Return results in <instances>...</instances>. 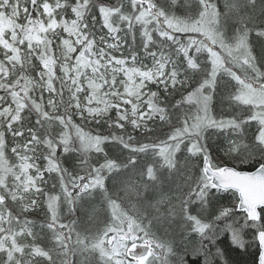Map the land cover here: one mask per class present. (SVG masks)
Here are the masks:
<instances>
[{"label": "snow or ice", "instance_id": "1", "mask_svg": "<svg viewBox=\"0 0 264 264\" xmlns=\"http://www.w3.org/2000/svg\"><path fill=\"white\" fill-rule=\"evenodd\" d=\"M256 8L257 0H0V264H74L77 253L80 264L93 254L98 264H169L172 246L153 237L135 206L124 210L106 180L148 154L153 163L142 177L156 182L159 169L177 175L187 170L181 153L201 166L177 186L170 214L199 238L197 264H218L224 237L240 248L246 237L254 241L253 264H264V0L260 18L249 12ZM221 81L234 89L229 100L239 113H212ZM185 105L195 111L177 115ZM157 121L169 128L165 139L150 135ZM209 131L228 136L238 163H213ZM108 144L127 150L126 160L109 158ZM72 154L70 171L62 159ZM93 154L103 162L93 164ZM97 192L109 213L103 229L81 236L75 221L61 222L62 205L74 213ZM217 193L230 194L229 203ZM42 206L39 226L54 250L36 243L28 219Z\"/></svg>", "mask_w": 264, "mask_h": 264}, {"label": "trees", "instance_id": "2", "mask_svg": "<svg viewBox=\"0 0 264 264\" xmlns=\"http://www.w3.org/2000/svg\"><path fill=\"white\" fill-rule=\"evenodd\" d=\"M260 3L261 0H257L255 13H251V10H249L250 14L256 15L258 18H260ZM192 6H195L194 3ZM97 28L99 29V25H97ZM99 34L98 32V35ZM254 37L256 38L255 33H253L251 38L253 39ZM251 38L250 41L252 40ZM129 43H131L130 40ZM256 43L257 44L251 43L253 52H255V50H260V41L257 40ZM145 63H148V61H145ZM190 90L191 88L189 91ZM233 91L234 89L231 85L226 87L224 81L220 82L211 104V110L214 115L219 116L221 114L229 115L239 113L240 109L229 100V93ZM168 99L170 103H175V100L180 99V96L177 95L174 98L169 97ZM194 111V105H185L181 113L177 115L183 112L192 113ZM76 122L80 123L78 119ZM173 123H175V120H173ZM89 127L107 134L106 126L100 127L92 123ZM149 127L153 129V132L150 134L153 140L165 139V133L169 131L167 126H161L158 121L156 124L150 122ZM86 130L88 129L86 128ZM255 130V122H253L252 126L247 129V135L251 137ZM129 131H131L130 128ZM207 136L208 139L206 143L209 152L212 154L213 163L221 166H231L233 163H238V160H234L228 154L227 150L229 144L227 135H216L209 131ZM137 137L138 139L141 138L139 134H137ZM232 138L235 139L236 137L233 136ZM105 151L108 153L109 158L117 159L118 162L126 160L129 155L127 150L121 152L119 147L113 144L106 145ZM10 159H12V157H10ZM137 159L138 164L135 169L129 168L128 170H120L118 174L114 173L109 175L106 180V187L109 189L110 193H118V202L124 210L129 211L131 214L133 212V206H135V209L145 223L151 221V227H154V231H150L154 238L159 242L168 243L172 246L174 255L168 256L169 264H181V257H184V264H197V261L191 253L197 246L199 238L195 234H191L190 230L180 227L179 224L175 225V222L178 223V221L170 214V211L174 205L178 204V201L174 199L177 186L183 185L188 175L195 178L197 169L201 166V160L197 157L188 158L187 153L178 154L179 162L181 164H186L187 170L182 168L179 174L170 175L167 169H159L157 171V182H149L146 177H142L140 173L146 164L153 163L152 155H141ZM97 160L103 162V157L93 154L92 163L96 164ZM40 163L43 166L44 162L42 160ZM62 163L64 167L71 171L73 165L76 163L75 154L62 159ZM80 174L83 173L81 172ZM45 179L48 181L46 190L53 191L51 186L56 182L54 175L49 177L46 173ZM145 185H147V187H145ZM130 189H135V191ZM55 191H58V188ZM217 196L220 202L225 205H227L231 199L228 193H217ZM60 216L61 222L63 223L67 224L69 221H75L74 231L80 233L81 236L94 235L103 229L109 219V213L105 210L98 192L92 198H86L78 202L77 210L74 213H69L67 205H62ZM28 219L36 222L34 231L38 233L39 237L36 243L40 244L45 249L54 250L55 246L52 242L51 233L46 228L42 229L39 226L40 223L46 219L43 206L41 210L29 213ZM73 237L72 239L74 241L75 235H73ZM245 239L247 241L245 247L240 248L231 243L230 237L222 238L218 243L224 255L222 259L218 261V264H253L254 260L258 257L259 250L254 241H251L248 237ZM23 242L32 243L31 238H27ZM90 258L93 264H98L99 257L97 255L93 254ZM54 259H57L55 254ZM72 259L74 264H80V261L84 259V257L77 253ZM37 264H46V262L41 259L37 261Z\"/></svg>", "mask_w": 264, "mask_h": 264}, {"label": "rangeland", "instance_id": "3", "mask_svg": "<svg viewBox=\"0 0 264 264\" xmlns=\"http://www.w3.org/2000/svg\"><path fill=\"white\" fill-rule=\"evenodd\" d=\"M251 39H252V38H251ZM256 41H257V39L254 37L250 42H251V43H255V44H257ZM260 46H261V45H260ZM259 52H260V50H255L254 54L259 55ZM156 182H157V181H156ZM67 220H69V219H67ZM175 225H178V223L175 222ZM153 228H154V227H151L150 230H153ZM153 231H154V230H153ZM73 239H74V237H73ZM155 239H156V238H155ZM156 240H157V239H156ZM157 241H158V240H157ZM138 243H139V241H138ZM89 264H93L91 258L89 259Z\"/></svg>", "mask_w": 264, "mask_h": 264}]
</instances>
